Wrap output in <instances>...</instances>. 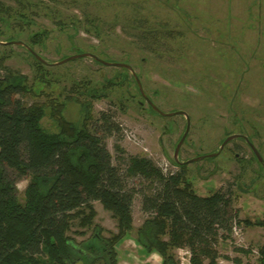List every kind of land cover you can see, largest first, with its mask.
Wrapping results in <instances>:
<instances>
[{
  "label": "rangeland",
  "instance_id": "obj_1",
  "mask_svg": "<svg viewBox=\"0 0 264 264\" xmlns=\"http://www.w3.org/2000/svg\"><path fill=\"white\" fill-rule=\"evenodd\" d=\"M0 2L13 8L6 21H0V41L23 43H0V57H6V66L26 75L36 90L24 101L65 99L64 116L80 122L81 106L66 96L90 100L92 127L96 124L113 164L121 171L126 170L130 157L139 156L163 173L175 172L179 167L174 161L215 153L227 136L241 135L216 156L186 163V177L201 196L230 188L238 218L264 223V165L242 137L251 141L264 161V0ZM42 32H46L44 41L32 46L31 37ZM27 47L44 59L43 70ZM77 52H89L110 63H128L132 71L128 69L125 77L123 67L102 64L92 57L56 63ZM133 72L144 94L160 110L187 114L189 131L177 155L175 148L187 117L153 112L140 95ZM107 80L116 84L105 88ZM76 84L78 93L71 91ZM87 88L94 89L95 95H86ZM102 114L113 124L110 134L105 132ZM43 124L52 128L48 116ZM10 174L15 178L12 171ZM28 182V177L16 179L20 199ZM125 183L134 189L136 228L148 215L142 209V196L151 193L156 183L141 175L128 176ZM92 205L103 235L116 232L112 213L97 200ZM85 230V235L76 232ZM92 231L75 223L69 235L80 242ZM262 245L264 225L246 227L233 222L231 231H220L212 246L217 251L216 264H258ZM116 250L119 264H161L159 254L141 253L134 234L119 242ZM174 254L180 264H190L187 247L174 249ZM204 262L209 264V259Z\"/></svg>",
  "mask_w": 264,
  "mask_h": 264
},
{
  "label": "trees",
  "instance_id": "obj_2",
  "mask_svg": "<svg viewBox=\"0 0 264 264\" xmlns=\"http://www.w3.org/2000/svg\"><path fill=\"white\" fill-rule=\"evenodd\" d=\"M12 12V7L0 2L1 22ZM19 15L26 18L23 12ZM45 34H34L32 46L43 42ZM5 58L0 57L4 71L0 76V264H119L116 245L131 234L141 253L159 254L161 264H180L174 249L183 247L191 253L190 264H205V259L216 264L212 245L220 231H231L233 222L264 225L238 218L230 188L198 195L186 177V163L174 161L179 170L166 174L147 158L132 156L121 171L113 164L96 124L92 127L90 100L66 96L81 106L80 122L64 116L65 99L24 101L36 90L26 75L4 64ZM35 60L43 70L46 64ZM123 70L128 77V69ZM106 84L105 88L116 83L107 80ZM79 87L76 84L71 91L78 93ZM86 95L94 96V89L87 88ZM47 116L52 128L43 124ZM101 117L107 124L105 132L112 133L110 119ZM115 148L122 152L118 145ZM134 175L156 183L151 193L142 196V209L148 215L136 228L134 189L125 183L126 177ZM21 177L29 178L23 199L16 189V179ZM93 200L112 213L116 232L103 235L104 229L95 223ZM75 223L92 229L91 235L76 241L69 235ZM76 232L86 234V230ZM258 264H264V245L259 248Z\"/></svg>",
  "mask_w": 264,
  "mask_h": 264
},
{
  "label": "water",
  "instance_id": "obj_3",
  "mask_svg": "<svg viewBox=\"0 0 264 264\" xmlns=\"http://www.w3.org/2000/svg\"><path fill=\"white\" fill-rule=\"evenodd\" d=\"M0 43H18V44H23L22 42L20 41H9V42H1ZM28 48V51L35 57L37 58L39 61L41 62H45L44 59L42 57H40L39 55H37L31 48L27 47ZM79 57H92L94 58L95 60H97L98 62L102 63V64H106V65H114V66H117V67H123V68H126V69H129L132 71V68L131 66L128 64V63H124V62H113V63H110V62H107L105 60H102L100 58H98L96 55L92 54V53H89V52H80V53H75L73 55H70V56H67L63 59H61L60 61L56 62V63H63V62H67V61H70V60H73V59H76V58H79ZM133 76H134V79L137 83V86L142 94V96L145 98V100H147V102L149 103V105L152 107V109L163 115V116H172V115H178V114H182V115H185L187 117V125H186V129L182 135V137L180 138L178 144L176 145V148H175V155H177V152L179 151V148L181 146V144L183 143L186 135L188 134V131H189V118L187 116V114L184 112V111H175V112H163L162 110H160L143 92V89H142V86H141V82H140V79L139 77L133 72ZM241 135L239 134H232V135H229L227 136L221 143L220 145V148L217 152L215 153H210V154H207V155H202V156H199V157H195V158H192V159H189L187 161H180L182 163H191V162H194V161H197L201 158H205V157H214L216 156L222 149L223 147L228 143L230 142L231 140L239 137ZM247 138V137H246ZM250 144V147L253 151V153L255 154L257 160L262 164V166L264 165V161H263V158L261 156V154L259 153V151L254 147V145L252 143H249Z\"/></svg>",
  "mask_w": 264,
  "mask_h": 264
},
{
  "label": "flooded vegetation",
  "instance_id": "obj_4",
  "mask_svg": "<svg viewBox=\"0 0 264 264\" xmlns=\"http://www.w3.org/2000/svg\"><path fill=\"white\" fill-rule=\"evenodd\" d=\"M97 61V60H96ZM135 80V79H134ZM136 82V81H135ZM138 90H139V88H138ZM139 92H140V90H139ZM140 95L142 96V94H141V92H140ZM143 97V96H142ZM145 99V98H144ZM146 102H147V100H145ZM148 103V102H147ZM148 105H149V103H148ZM149 107L150 108H152L150 105H149ZM153 110V109H152ZM245 140H246V142L249 144V143H251V141H249L248 140V138H246V136H242ZM250 145V144H249ZM185 162V161H184ZM259 162V161H258Z\"/></svg>",
  "mask_w": 264,
  "mask_h": 264
}]
</instances>
